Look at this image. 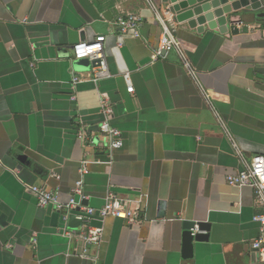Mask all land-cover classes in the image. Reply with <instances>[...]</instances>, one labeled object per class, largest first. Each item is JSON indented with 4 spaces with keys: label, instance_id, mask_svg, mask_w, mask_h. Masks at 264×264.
<instances>
[{
    "label": "crops",
    "instance_id": "1",
    "mask_svg": "<svg viewBox=\"0 0 264 264\" xmlns=\"http://www.w3.org/2000/svg\"><path fill=\"white\" fill-rule=\"evenodd\" d=\"M126 14L143 18L138 36L115 30ZM247 17L202 34L171 18L210 106L175 52L152 61L161 28L145 0H0V264H264L249 245L253 191L226 182L264 155V26ZM97 36L110 77L75 82L87 72L74 70L72 47ZM102 100L118 149L98 131ZM78 182L81 206L100 209L112 192L141 223L93 221L103 236L83 255L66 235L80 232L73 214L39 208L30 191L66 204ZM188 222L208 224L190 230L204 237L190 246Z\"/></svg>",
    "mask_w": 264,
    "mask_h": 264
},
{
    "label": "built area",
    "instance_id": "2",
    "mask_svg": "<svg viewBox=\"0 0 264 264\" xmlns=\"http://www.w3.org/2000/svg\"><path fill=\"white\" fill-rule=\"evenodd\" d=\"M150 8L153 19L157 21L161 28L159 45L156 52L151 56L155 61L161 52H175L179 58L181 66L185 69L188 76L196 83L202 96L211 106L210 95L207 90L200 86L197 71L192 65L188 55L180 45V42L174 34L172 17L167 9L156 7L152 0H145ZM143 18L136 14H126L116 18L113 26L120 34L139 35V29L143 24ZM105 36H97L93 42H78L72 47V60L78 61L88 59L94 65L90 67L87 73L74 78L75 82L88 79L94 83L110 77L107 61L104 55ZM122 78L127 86V92L132 93L133 87L129 73H124ZM102 113L104 119L99 124V134L107 142L109 150L122 147L123 141L120 131L112 127L109 123V115L111 109L106 100L101 102ZM84 135L80 134V137ZM226 182L230 186L237 188L249 187L253 191L254 203L260 208L261 213L253 217V221L259 225L258 236L250 242L251 249L257 254L258 259L264 263V155H254L249 161H243V168L236 174L226 177ZM31 193L36 199L39 208L52 206L58 212L73 214L76 221L80 223V232L76 235L66 234L69 239L77 238L82 243V253L86 254L87 248L92 245H98L103 236L102 225H93V221L102 222L106 217L118 218L125 220L129 224L141 223V215L139 208H131L132 200L127 198H119L112 192H108L103 206L100 209H94L87 206H81L74 199V195L82 197L81 182L76 184L73 190V197L68 203L62 204L58 195L45 189L33 186L30 188ZM66 217V216H65ZM197 230V226L194 227Z\"/></svg>",
    "mask_w": 264,
    "mask_h": 264
},
{
    "label": "water",
    "instance_id": "3",
    "mask_svg": "<svg viewBox=\"0 0 264 264\" xmlns=\"http://www.w3.org/2000/svg\"><path fill=\"white\" fill-rule=\"evenodd\" d=\"M167 11L173 15L178 23H186L191 29L202 34L206 29L214 30L222 27L236 28L246 25L247 15L253 14L264 26V0H162ZM94 65L88 59L73 61V68L77 72L88 71ZM24 162V157H20ZM197 225L200 231L208 230V224L193 222L185 223V245L193 240H199V235L191 236L190 230Z\"/></svg>",
    "mask_w": 264,
    "mask_h": 264
}]
</instances>
